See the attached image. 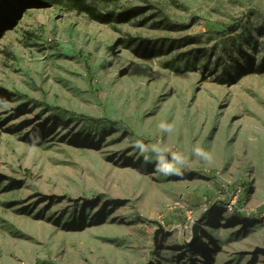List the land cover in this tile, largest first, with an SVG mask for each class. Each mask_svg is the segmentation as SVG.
Segmentation results:
<instances>
[{"label":"rangeland","instance_id":"obj_1","mask_svg":"<svg viewBox=\"0 0 264 264\" xmlns=\"http://www.w3.org/2000/svg\"><path fill=\"white\" fill-rule=\"evenodd\" d=\"M99 11L0 39V264H264V0Z\"/></svg>","mask_w":264,"mask_h":264},{"label":"trees","instance_id":"obj_2","mask_svg":"<svg viewBox=\"0 0 264 264\" xmlns=\"http://www.w3.org/2000/svg\"><path fill=\"white\" fill-rule=\"evenodd\" d=\"M117 0H0V39L6 30L13 28L20 19L21 14L28 8H60L73 10L88 16L100 24H109L115 17V12L101 14L100 4H110ZM4 89L0 87V93Z\"/></svg>","mask_w":264,"mask_h":264},{"label":"clouds","instance_id":"obj_3","mask_svg":"<svg viewBox=\"0 0 264 264\" xmlns=\"http://www.w3.org/2000/svg\"><path fill=\"white\" fill-rule=\"evenodd\" d=\"M173 160L177 164H181L182 165L184 163V161L179 156L173 157ZM173 168H174V164L166 163L164 165V167L161 169V171H163L165 173H168V172H171L173 170Z\"/></svg>","mask_w":264,"mask_h":264}]
</instances>
